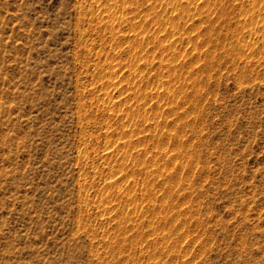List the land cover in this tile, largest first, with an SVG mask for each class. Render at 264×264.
Here are the masks:
<instances>
[{
    "label": "rangeland",
    "instance_id": "374dc122",
    "mask_svg": "<svg viewBox=\"0 0 264 264\" xmlns=\"http://www.w3.org/2000/svg\"><path fill=\"white\" fill-rule=\"evenodd\" d=\"M0 264H264V0H0Z\"/></svg>",
    "mask_w": 264,
    "mask_h": 264
}]
</instances>
